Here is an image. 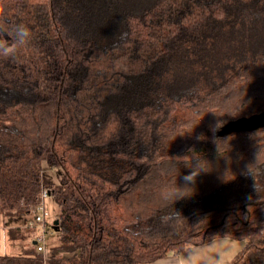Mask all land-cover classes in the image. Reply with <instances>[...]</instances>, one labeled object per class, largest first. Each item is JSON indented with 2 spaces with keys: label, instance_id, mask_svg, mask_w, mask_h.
Returning a JSON list of instances; mask_svg holds the SVG:
<instances>
[{
  "label": "trees",
  "instance_id": "1",
  "mask_svg": "<svg viewBox=\"0 0 264 264\" xmlns=\"http://www.w3.org/2000/svg\"><path fill=\"white\" fill-rule=\"evenodd\" d=\"M228 1L0 0V215L50 193L47 264H151L220 238L246 242L230 264H264V126L220 134L264 97V0ZM227 14L251 32L220 72Z\"/></svg>",
  "mask_w": 264,
  "mask_h": 264
},
{
  "label": "crops",
  "instance_id": "2",
  "mask_svg": "<svg viewBox=\"0 0 264 264\" xmlns=\"http://www.w3.org/2000/svg\"><path fill=\"white\" fill-rule=\"evenodd\" d=\"M33 216L34 214L30 216L0 215V255L22 258L25 260L23 264H43L38 260L39 257L42 258V254L36 249V230L29 227ZM240 242L243 247L238 248L234 256L228 259L230 253L225 255L227 247L229 246L232 250L233 247L237 248L239 245L236 244ZM207 245L200 248L189 247L180 255L170 254L167 258L151 264H230L244 249L246 242L220 238Z\"/></svg>",
  "mask_w": 264,
  "mask_h": 264
},
{
  "label": "rangeland",
  "instance_id": "3",
  "mask_svg": "<svg viewBox=\"0 0 264 264\" xmlns=\"http://www.w3.org/2000/svg\"><path fill=\"white\" fill-rule=\"evenodd\" d=\"M31 1L32 2L33 1L34 2H45L46 0H31ZM230 1H232V0H230ZM230 1H228V2H230ZM244 2H248V1H244ZM230 12H233V10H231ZM226 17H228L231 20L228 19L229 21L224 22V24L217 25L218 26L217 31H220L222 33L219 36H217L215 47L211 46V48L212 47L214 48L213 53L217 52V54H214V56L221 57V53L216 51V48H219L220 43L224 44V49L225 50H224V54H222L224 57H223V61L221 60V63L219 64V66H221V64L223 62H227V61L233 63V61L237 57V56L234 55L233 51L241 48L242 42L245 40V37H246V35L244 36V34L245 33L249 34V32H251L249 29L243 30V32H241V28L239 29V25L232 24V23H234L232 19H234V20L236 19V17H234V14H233V16L227 14ZM248 24L250 25L251 23L249 22ZM228 52H229V54H226ZM204 63L205 64H203L204 65L203 68H201V65H199L198 68H197V69L201 68V70H200L201 73L199 71V74H201L200 76L202 78L201 80H202L203 83L206 82L207 79H208L206 71L209 69V66L207 67L208 62L206 64V62L204 61ZM205 67H206L207 70H204ZM218 69L221 72L224 68L221 66ZM226 71H227V69H225V72ZM204 79H206V80H204ZM214 81H216V80H214ZM210 84H211L210 86H213V82H211ZM234 113H235L234 116H236L237 118H240V117L249 118L251 115L252 116L253 115H257V113L258 114H263L264 113V97L263 98H257V99L254 98V99H251V100L245 102L244 104H241L236 109V111ZM232 114L230 116H232ZM262 124H264V121H255L254 120L251 123H249L248 125L250 127L258 128V126H262ZM244 126H245V124L243 123V126H239V127L242 128ZM231 128H233V129H231ZM234 129H235V126H232V127L231 126H226V127H224L222 129L220 134L221 135H226V134L230 133ZM60 171L61 170L58 167H51L49 164H46V163L43 164V176H45L46 179L47 178H51L54 183H58V178H59L58 174H59ZM45 206H46L47 210L50 213V218H49V229L50 230L46 234V246H47V250H48V255L51 257L52 254L53 255L55 254L56 249H58V247L60 246L59 244H61L60 233L58 231H55L54 227L51 225L52 223H54L56 218L58 219V216H59V213H60V208L55 203V201H54V199L52 197L47 199V201L45 203ZM236 242H238V241H236ZM230 243H232V245H235L233 242H230ZM206 245L207 244H205L203 246H206ZM236 245H239V246L237 248L233 247L232 250H230L229 246L227 247V250L225 251L226 252L225 255L230 253L229 256H228V259L232 258L234 256L233 254H234V252H236V250H238V248H240V247L242 248L243 247L241 242L237 243ZM206 247H208V245ZM195 248H200V246L199 247H195ZM57 256H59L58 258H61L63 256V254L58 252ZM43 258L44 257L42 255V260H43V264H44V259Z\"/></svg>",
  "mask_w": 264,
  "mask_h": 264
},
{
  "label": "built area",
  "instance_id": "4",
  "mask_svg": "<svg viewBox=\"0 0 264 264\" xmlns=\"http://www.w3.org/2000/svg\"><path fill=\"white\" fill-rule=\"evenodd\" d=\"M51 195L48 191L43 190L41 195V203L35 208L33 220L30 222L29 227L36 230L35 244L36 249L43 255L44 264H47L50 256L46 246V234L49 229L50 213L47 210L45 203Z\"/></svg>",
  "mask_w": 264,
  "mask_h": 264
},
{
  "label": "clouds",
  "instance_id": "5",
  "mask_svg": "<svg viewBox=\"0 0 264 264\" xmlns=\"http://www.w3.org/2000/svg\"><path fill=\"white\" fill-rule=\"evenodd\" d=\"M198 168H199V162L195 163V165L192 167V170L189 172L188 175L183 176V181H184L185 186L183 188L178 187V186L175 187L172 193L175 197L174 202H176L177 200L183 199L189 195L190 188L188 186L194 185L199 175L202 172H204L203 170H198ZM249 174L253 177L252 173L249 172Z\"/></svg>",
  "mask_w": 264,
  "mask_h": 264
},
{
  "label": "water",
  "instance_id": "6",
  "mask_svg": "<svg viewBox=\"0 0 264 264\" xmlns=\"http://www.w3.org/2000/svg\"><path fill=\"white\" fill-rule=\"evenodd\" d=\"M264 121V113L263 114H258L257 115H253L249 118H244V119H240L238 121H236L235 123H232L231 125L235 126V127H239V126H243V123L245 124L244 127H242V129L244 130H249V129H254L256 127H250L248 124L251 123L252 121ZM262 126H264V124H262ZM262 126H258L262 127ZM59 223L60 221L57 219L54 221V230L55 231H59Z\"/></svg>",
  "mask_w": 264,
  "mask_h": 264
}]
</instances>
